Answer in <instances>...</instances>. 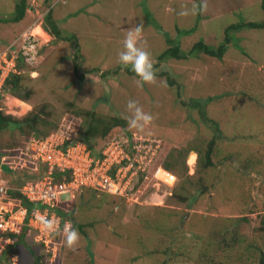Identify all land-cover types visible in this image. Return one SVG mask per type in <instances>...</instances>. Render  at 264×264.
<instances>
[{
    "label": "rangeland",
    "instance_id": "1",
    "mask_svg": "<svg viewBox=\"0 0 264 264\" xmlns=\"http://www.w3.org/2000/svg\"><path fill=\"white\" fill-rule=\"evenodd\" d=\"M18 3L0 0V48L32 32L34 44L25 47L33 53L22 59L19 94H1L0 112L18 121L40 111L46 115L31 130L5 125L1 162L16 167L29 138L38 134L60 129L77 139L85 120L98 126V118L128 123L131 99L152 115L135 133L153 144L157 167L164 171L153 179L144 174L148 181L127 174L125 181L134 177L131 185L138 189L123 196L101 190H82L73 200L69 193L61 195L60 204L69 202L62 211L79 231L78 245L67 248L61 233L55 258L49 241L45 249L52 254L43 255L28 234L19 238L20 263L32 264L28 245L46 264H264V28H228L264 22L260 0H26L23 18L4 23ZM193 4L195 15H178ZM48 9L62 36L73 40H54L36 23V13ZM137 24L143 25L137 46L150 53L157 77L142 88L131 67L118 59L127 31ZM193 27L189 35L177 31ZM168 36L185 59L157 60L174 45ZM198 41L212 48L224 44L222 58L188 54ZM198 99L200 107L194 106ZM202 112L209 122L202 121ZM213 137L217 151L234 156L239 172L220 161L216 169L198 170L196 151L203 153ZM168 161L173 175L161 166ZM1 170L11 187L28 177Z\"/></svg>",
    "mask_w": 264,
    "mask_h": 264
},
{
    "label": "built area",
    "instance_id": "2",
    "mask_svg": "<svg viewBox=\"0 0 264 264\" xmlns=\"http://www.w3.org/2000/svg\"><path fill=\"white\" fill-rule=\"evenodd\" d=\"M31 39L35 40L32 32L30 36H21L19 40L17 37L6 49L0 48V96L6 91L4 83L7 77L18 73L16 70L17 55L19 57L33 52V49L28 50L25 47L34 44ZM123 135V140L120 134L113 137L98 158L91 156L90 150L83 142L64 135L60 129L44 138L31 137L16 167L7 164L8 162L5 166L0 158V254L5 244L9 243L5 237L7 232L19 233L25 229L27 233L34 235L37 242H42L44 245L47 241L51 243V239L40 230L38 224L33 222L34 215L39 212L59 218L58 222L61 226L62 215L59 211L62 205H67L69 202L60 204L59 197L65 193H69L73 200L83 187L120 196L134 191L136 183L131 185L132 178L138 177L139 172L149 173L146 171L157 157L152 153L153 144L149 143L148 139H143L133 133L132 142H130L129 135ZM129 143H132L131 149L134 152L132 155L123 147V144ZM39 165L44 166V174L23 183L20 187L9 186L1 175L3 173L1 169L4 168L14 172L16 170L36 172ZM159 170L162 171L160 167L155 168L150 173L151 177L153 174L155 176ZM56 172L66 173L68 179L56 180L53 176ZM132 172L134 177L125 181L127 174ZM142 180L148 181L147 176L143 175ZM137 189L134 192H137ZM12 193H16L19 198H25L33 205L29 213L25 207L20 205V201L13 197Z\"/></svg>",
    "mask_w": 264,
    "mask_h": 264
},
{
    "label": "trees",
    "instance_id": "3",
    "mask_svg": "<svg viewBox=\"0 0 264 264\" xmlns=\"http://www.w3.org/2000/svg\"><path fill=\"white\" fill-rule=\"evenodd\" d=\"M45 1H49V0H45ZM260 4L261 7L264 8V0H260ZM26 11V0H19V3L16 4L15 9H14V15L12 17H10V19L4 20V23H8V22H19ZM2 22V21H0ZM42 28L44 29V31L50 35L51 37L54 38V40H59V41H71L74 39V36H67L64 35L62 36L61 31L59 30V28L57 27L56 22L53 20L52 15H51V9H48L46 12L43 13L42 15ZM230 29H236V28H254V29H261L264 28V22L262 23H253V22H247V23H239L237 25H232L230 27H228ZM227 28V30H228ZM179 35H189L194 31V27L188 30H178ZM227 36H225L226 38ZM169 43L174 44L172 47L164 50L158 57L157 60H167V59H185L186 53L182 52L181 49L179 48V46L176 44L175 41L171 40V38L168 36L165 38ZM225 41H228V38L225 39ZM225 48L226 46L224 44L219 45L217 48H212L206 44H204L202 41H198L196 43H194V45L192 46V48L189 50L188 54L190 55H198L199 53H202L206 56H208L209 58H214L217 60H220L225 52ZM23 57H20L17 59L16 62V70L18 73H13L10 74L7 79L5 80L4 83V89L7 90L9 93L11 94H19L20 89L22 88L21 85V81L24 80V76L20 75L21 73V65L23 64L22 62ZM18 63V64H17ZM74 72H76V66L74 67ZM170 85L174 84V81H171V83L169 82ZM29 95V93H26L25 98ZM15 96V95H14ZM1 97V96H0ZM211 98H207V100L205 102H210ZM194 106H198L200 107L202 103H200L199 99L198 100H194ZM35 113V112H34ZM203 113V112H202ZM90 112H85V116L90 118ZM46 114L43 111L40 112H36L35 114H32L31 116H27L24 117V119L18 121L16 119H14L11 116H5L0 112V131L6 127L5 125L9 124L12 125L14 128L15 126L19 125V124H23L26 125V127L31 130V128H34L35 126L39 125L41 122H43L42 118L40 117H44ZM204 113L201 115V119L204 123H207L206 121H208L207 118H205ZM92 116V114H91ZM97 119V118H94ZM112 122H105L103 121V119H97V121H99L101 123V126L98 125H89L92 121H84V126L86 127L85 132L81 133L77 139H79L80 141H82L86 147L90 150L91 156L94 158H98L99 156H101V151L103 150V148H105L106 144L113 138V137H117L119 134H128L131 141L132 142V134L137 132V133H141L138 130L135 129H131L128 127V123L127 122H122L119 119H112ZM209 122V121H208ZM212 122V121H211ZM210 122V123H211ZM86 123V124H85ZM214 123V121H213ZM215 125V131L217 132L218 135H220V130L221 128L214 123ZM22 125H20L18 128H21ZM48 135V134H47ZM47 135H35V137L38 138H44ZM143 136V135H141ZM31 138V137H30ZM29 138V139H30ZM217 142L215 140V137H213L209 143L207 144V147L205 148V150L203 151V153H197L198 159H197V163H198V170H204V171H208L211 168L216 169V162L220 161L221 166H223L224 168H227L228 165L227 164H231L236 171H240L238 168V162H236L234 160V156L231 154H227L224 155L223 151H217L220 149V147L216 146ZM132 143L130 144H123V147L125 148V151L128 152L130 155H132L134 152H132L133 150L131 149ZM221 150H223L221 148ZM219 154V155H217ZM157 160H154V163L150 165L149 167V173H152L155 168L159 165L157 162ZM169 162V161H168ZM226 163V164H225ZM162 168L165 171H168L170 173H172V169H171V164L169 162V164L167 162H162L161 163ZM5 169V168H4ZM7 171H9L8 169H6ZM14 173V171H11ZM18 173H23L22 171H19ZM26 174H28V177H26V180H32L35 179L39 176H42L44 174V166L43 165H39V170L34 172L33 174H31V171L25 172ZM17 174V173H16ZM66 173H58L56 172V174H53V176L55 177L56 180L59 179H68L67 175H65ZM146 174L145 172H139V180L143 179V175ZM22 180V183L17 186L20 187L23 183L27 182V181ZM82 190H93L87 187H83L82 189H80L79 193H81ZM207 190V188L202 189L201 192H205ZM94 192H96V190H94ZM77 193V195L79 194ZM13 197L17 198L20 201V205L25 207L27 209V212L29 213L30 210L33 208V205L28 202L25 198H19L16 193H12ZM81 196V195H80ZM171 196V195H170ZM178 198V200L183 201L184 199L181 196L176 197ZM64 207V206H63ZM63 208L59 211V214L62 215V224L65 222V220H67V216L66 213L64 211H62ZM29 215V214H28ZM62 226V225H61ZM58 235H56L54 237V239H57ZM21 238V237H20ZM21 241V239H20ZM16 244H19V239L16 241ZM12 248V247H11ZM31 248V247H30ZM32 249V248H31ZM7 249L2 250L1 254H0V260H3L5 258V256L7 255ZM165 263V262H164ZM161 263V264H164ZM40 264V263H38ZM168 264V263H167Z\"/></svg>",
    "mask_w": 264,
    "mask_h": 264
},
{
    "label": "clouds",
    "instance_id": "4",
    "mask_svg": "<svg viewBox=\"0 0 264 264\" xmlns=\"http://www.w3.org/2000/svg\"><path fill=\"white\" fill-rule=\"evenodd\" d=\"M203 8H204V5H201L200 10L202 11ZM196 13H197V6L193 4L191 8H187V7L183 8L178 13V15L188 16L190 14L195 15ZM42 15L43 13H36V16L38 17V20H39V22H36V23H40V25H42ZM36 28H39V25H36ZM142 28H143L142 24H137L135 28L129 29L127 31V35L125 36L124 41H123V50L118 53V59L120 63L123 64L124 66L131 67V71L137 77L136 84L138 87H141V88L144 86L145 83H152L157 78L150 53L146 51L144 48L137 46V41L141 36ZM37 31H39V29H37ZM20 57H24V56H19L18 58ZM164 83H165V86H167L166 80L164 81ZM127 108L129 110H133V115L128 121L129 128L142 131L152 121V115L150 113L144 112L142 108L138 105L137 101L130 99L127 103ZM22 172H27V171H22ZM33 173L34 171H31V174ZM63 206L64 205H62V207ZM58 220L59 218H53L51 216H47L45 214H41L37 212L34 215V221H33L34 223L38 224L40 227V230L45 235H47L49 239H51L50 245L52 249H55V258L59 250V244H60L59 237L61 233H63L64 235L65 246L69 249H74L78 245V242L80 239L79 231L76 227L72 225V222L70 219H67L65 223L61 224L62 226H60ZM28 234H31V233H27L25 229H23L19 233L18 232H7L5 234V237L9 240V243L5 244L3 250L7 249L8 252L5 258L3 260H0V264H21L19 261L18 251H19V248H23V247H20V244H21L20 242L19 244H16V241L20 237L22 241V239H24L25 237H28ZM58 234L59 236L56 237L57 239H54V237ZM32 240L40 249L42 248V251L45 253V254L42 253L43 255L52 254L51 249L50 248L45 249L46 246L44 245V243L37 242L34 239V236L32 237ZM56 243H59V244H56ZM25 248L28 249V253L30 255V258L32 259V264H38V263L46 264L44 261L45 259L42 258L44 257L43 255L41 256V255L32 254V249L28 245L25 246Z\"/></svg>",
    "mask_w": 264,
    "mask_h": 264
},
{
    "label": "bare ground",
    "instance_id": "5",
    "mask_svg": "<svg viewBox=\"0 0 264 264\" xmlns=\"http://www.w3.org/2000/svg\"><path fill=\"white\" fill-rule=\"evenodd\" d=\"M160 172H163V171L160 170ZM158 173H159V172H158ZM158 173H157V174H158Z\"/></svg>",
    "mask_w": 264,
    "mask_h": 264
},
{
    "label": "water",
    "instance_id": "6",
    "mask_svg": "<svg viewBox=\"0 0 264 264\" xmlns=\"http://www.w3.org/2000/svg\"><path fill=\"white\" fill-rule=\"evenodd\" d=\"M192 152V151H191Z\"/></svg>",
    "mask_w": 264,
    "mask_h": 264
}]
</instances>
